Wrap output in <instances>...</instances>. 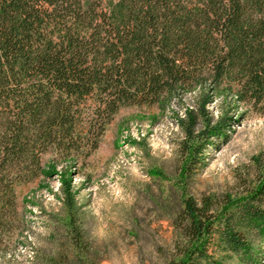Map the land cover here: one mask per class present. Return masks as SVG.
Returning a JSON list of instances; mask_svg holds the SVG:
<instances>
[{"label": "trees", "instance_id": "16d2710c", "mask_svg": "<svg viewBox=\"0 0 264 264\" xmlns=\"http://www.w3.org/2000/svg\"><path fill=\"white\" fill-rule=\"evenodd\" d=\"M209 2L221 9L211 28L203 18ZM255 8L264 10V0H0V232L14 228L17 188L47 175V155L54 164L85 163L123 109L161 107L198 87L178 118L192 180L235 121L208 109L217 90L264 108L263 69L229 79L255 40L245 30ZM61 194L56 249L45 262L100 264L71 183ZM168 219L163 264H259L264 179L246 196L184 193Z\"/></svg>", "mask_w": 264, "mask_h": 264}, {"label": "rangeland", "instance_id": "374dc122", "mask_svg": "<svg viewBox=\"0 0 264 264\" xmlns=\"http://www.w3.org/2000/svg\"><path fill=\"white\" fill-rule=\"evenodd\" d=\"M204 5L203 18L216 26L220 6ZM245 28L255 40L237 55L231 82L251 69L264 70V10L253 9ZM198 54L203 59L204 53ZM196 96L198 87L161 107L123 109L85 163L54 164L47 155V175L17 188L14 228L0 232V264H49L45 259L56 249L54 215L66 182L84 206L100 264H163L159 248L169 247L173 237L168 217L184 193L198 199L246 196L264 179V108L235 102L226 86L220 87L208 109L216 119L230 114L235 121L228 140L209 149L207 165L191 180L184 176L186 137L178 118ZM261 250L264 255V242ZM259 262L264 264V257Z\"/></svg>", "mask_w": 264, "mask_h": 264}]
</instances>
